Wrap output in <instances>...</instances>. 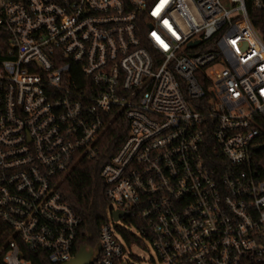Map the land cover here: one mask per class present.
I'll use <instances>...</instances> for the list:
<instances>
[{"label":"built area","instance_id":"built-area-1","mask_svg":"<svg viewBox=\"0 0 264 264\" xmlns=\"http://www.w3.org/2000/svg\"><path fill=\"white\" fill-rule=\"evenodd\" d=\"M262 22L264 0H0V264L84 245L89 264H138L135 246L155 264H264ZM119 118L92 247L61 185Z\"/></svg>","mask_w":264,"mask_h":264},{"label":"trees","instance_id":"trees-1","mask_svg":"<svg viewBox=\"0 0 264 264\" xmlns=\"http://www.w3.org/2000/svg\"><path fill=\"white\" fill-rule=\"evenodd\" d=\"M260 27L264 38V22L260 24ZM110 128L102 142L104 149L102 158L99 161H83L70 175L65 177L61 185L63 197L75 213L84 219L85 227L92 232L91 240L97 238V230L106 221L105 212L108 206L104 196L106 185L100 177V170L110 157L115 155L129 132V127L123 118L117 119ZM254 167L259 177L264 179V151L254 154ZM90 246L94 247L93 244ZM33 262L34 264H47L35 259Z\"/></svg>","mask_w":264,"mask_h":264},{"label":"rangeland","instance_id":"rangeland-1","mask_svg":"<svg viewBox=\"0 0 264 264\" xmlns=\"http://www.w3.org/2000/svg\"><path fill=\"white\" fill-rule=\"evenodd\" d=\"M110 209H111V206H107L106 208V214H105V217L106 219L107 218H110L111 216V213H110ZM118 226L122 227V228H125L127 229V226L123 223V222H119L117 224ZM88 244L90 245H97V238L93 239V240H89L88 241ZM133 255L136 256L140 261L138 262V264H155V263H152L153 260L156 261V255H155V252L153 249H145V248H142V247H137L135 246V248H133Z\"/></svg>","mask_w":264,"mask_h":264},{"label":"water","instance_id":"water-1","mask_svg":"<svg viewBox=\"0 0 264 264\" xmlns=\"http://www.w3.org/2000/svg\"><path fill=\"white\" fill-rule=\"evenodd\" d=\"M254 151L256 153L264 151V146L256 147L254 149ZM125 215H126L125 213L117 211L114 214V218L117 221V220L120 219V217L125 216ZM93 254H94L93 250H88V248H86V246L84 245V246L81 247L78 255L76 256V258H74L73 260L67 262V264H89L91 259H92Z\"/></svg>","mask_w":264,"mask_h":264},{"label":"flooded vegetation","instance_id":"flooded-vegetation-1","mask_svg":"<svg viewBox=\"0 0 264 264\" xmlns=\"http://www.w3.org/2000/svg\"><path fill=\"white\" fill-rule=\"evenodd\" d=\"M262 152V151H261Z\"/></svg>","mask_w":264,"mask_h":264}]
</instances>
